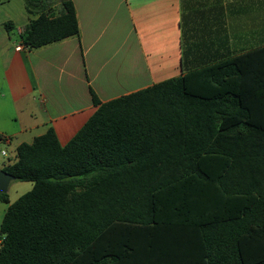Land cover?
I'll use <instances>...</instances> for the list:
<instances>
[{
	"label": "trees",
	"instance_id": "obj_1",
	"mask_svg": "<svg viewBox=\"0 0 264 264\" xmlns=\"http://www.w3.org/2000/svg\"><path fill=\"white\" fill-rule=\"evenodd\" d=\"M20 34L77 36L71 0ZM7 31L10 22L4 23ZM61 146L52 128L2 170L0 264H264V47L100 103Z\"/></svg>",
	"mask_w": 264,
	"mask_h": 264
},
{
	"label": "crops",
	"instance_id": "obj_2",
	"mask_svg": "<svg viewBox=\"0 0 264 264\" xmlns=\"http://www.w3.org/2000/svg\"><path fill=\"white\" fill-rule=\"evenodd\" d=\"M61 1L0 0V142L13 143L1 169L48 128L64 146L97 109L89 89L104 103L264 47V0H71L77 36L23 46L19 32Z\"/></svg>",
	"mask_w": 264,
	"mask_h": 264
},
{
	"label": "rangeland",
	"instance_id": "obj_3",
	"mask_svg": "<svg viewBox=\"0 0 264 264\" xmlns=\"http://www.w3.org/2000/svg\"><path fill=\"white\" fill-rule=\"evenodd\" d=\"M12 38L19 39V37L15 35V33L13 34ZM12 147H13V143L12 145H6V143L0 142V150L3 149L5 152H7V156L12 154V149H13ZM7 156L3 157L0 155V164L2 161L4 162L6 161ZM30 188H31L30 182H21V181L12 180L8 188V197L12 200L17 199V197L29 191Z\"/></svg>",
	"mask_w": 264,
	"mask_h": 264
},
{
	"label": "water",
	"instance_id": "obj_4",
	"mask_svg": "<svg viewBox=\"0 0 264 264\" xmlns=\"http://www.w3.org/2000/svg\"><path fill=\"white\" fill-rule=\"evenodd\" d=\"M12 180H15V178L0 168V193L4 194L7 192L9 183Z\"/></svg>",
	"mask_w": 264,
	"mask_h": 264
},
{
	"label": "built area",
	"instance_id": "obj_5",
	"mask_svg": "<svg viewBox=\"0 0 264 264\" xmlns=\"http://www.w3.org/2000/svg\"><path fill=\"white\" fill-rule=\"evenodd\" d=\"M19 34H21V32H19ZM0 154L1 155H5V152L4 151H0Z\"/></svg>",
	"mask_w": 264,
	"mask_h": 264
}]
</instances>
